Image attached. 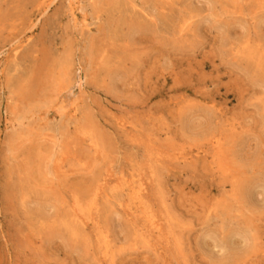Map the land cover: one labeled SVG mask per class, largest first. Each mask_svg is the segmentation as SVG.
<instances>
[{
  "label": "rangeland",
  "instance_id": "rangeland-1",
  "mask_svg": "<svg viewBox=\"0 0 264 264\" xmlns=\"http://www.w3.org/2000/svg\"><path fill=\"white\" fill-rule=\"evenodd\" d=\"M0 264H264V0H0Z\"/></svg>",
  "mask_w": 264,
  "mask_h": 264
},
{
  "label": "bare ground",
  "instance_id": "bare-ground-1",
  "mask_svg": "<svg viewBox=\"0 0 264 264\" xmlns=\"http://www.w3.org/2000/svg\"><path fill=\"white\" fill-rule=\"evenodd\" d=\"M222 168H224V167H222ZM112 177H113V174L110 172V173L108 174L107 181H109L110 179H112ZM233 177H234V176H233Z\"/></svg>",
  "mask_w": 264,
  "mask_h": 264
}]
</instances>
